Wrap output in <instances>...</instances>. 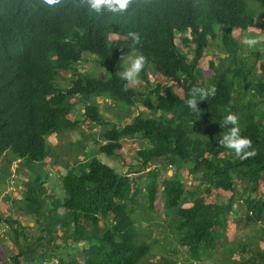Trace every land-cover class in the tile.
Here are the masks:
<instances>
[{"label":"trees","instance_id":"obj_1","mask_svg":"<svg viewBox=\"0 0 264 264\" xmlns=\"http://www.w3.org/2000/svg\"><path fill=\"white\" fill-rule=\"evenodd\" d=\"M250 1L264 9V0ZM255 23L248 0H130L123 13H95L85 0H56L52 5L44 0H0V160L6 162L0 183L8 184L12 164L22 161L29 174L18 210L42 225L40 240L56 239L54 251L88 245L79 251L74 248L75 256L68 258L51 257L32 246L24 252L19 238H29L20 224L0 216V224L13 231L19 248V254L6 264H41V259L50 263L53 258L57 264H138L151 250L148 233L139 238L140 225L147 224L152 232L151 215L157 212L160 192L167 213L162 226L188 249L187 264L213 256L219 239L216 229L225 227L239 192L248 221H263L264 192L260 198L257 195L264 184V63H260L261 80L252 83L251 99L246 98L250 88L244 90L239 81L240 77L247 80L239 60L242 46L233 36L234 29L246 31ZM129 33L138 35L136 43ZM112 35L119 39L112 41ZM211 43L217 44L225 56L220 62L226 65L210 63L215 93L203 100L197 95V109L192 110L185 103L192 90L207 92L198 78ZM132 53L145 57L139 73L144 92L137 93L119 75ZM91 56L102 66L104 79L77 69ZM253 56L261 61L259 54ZM149 71L178 80L183 97L174 89L164 90L161 82L153 85ZM63 74L71 75L68 88L57 83ZM74 97L110 99L119 109L118 121L105 119L97 102L86 105L82 121L71 120ZM138 101L148 111L146 116H133L131 109ZM229 113L238 118L239 135L251 141L247 151L254 154L244 159L219 144V133L223 136L232 127L223 125ZM84 122L100 127L104 142L94 140L97 151L84 150L86 135L73 143L80 147V155H75V166L62 177V197L49 195V177L41 174L49 154L48 138H64ZM195 130H204L208 137L193 138ZM128 138H141L148 145L137 151L138 170L122 175L97 156L120 158L117 153ZM169 165L178 166L176 175L163 178L161 173ZM183 169L200 176L199 186L192 191L179 179ZM237 182L242 183L240 191ZM213 190L230 192L229 203L207 204L200 194L210 195ZM186 201L192 204L189 208L182 207ZM48 248L51 245L44 249ZM242 249L246 251L245 243ZM230 262L264 264V252Z\"/></svg>","mask_w":264,"mask_h":264},{"label":"rangeland","instance_id":"obj_2","mask_svg":"<svg viewBox=\"0 0 264 264\" xmlns=\"http://www.w3.org/2000/svg\"><path fill=\"white\" fill-rule=\"evenodd\" d=\"M248 5L255 11L256 23L254 26L249 27L246 31L234 29L233 36L234 39L242 46L239 54V60L241 59L243 62L242 70L245 72L244 74L247 75V80L245 82L242 77L239 78V81L243 84L244 90H246L247 86H249L250 90L246 98L251 99L250 93H252V83L258 82L262 78L260 63H264V9L259 4L250 0H248ZM110 38L112 41L119 39V37L115 35H112ZM246 38L252 39L254 43L252 45H248L244 42ZM177 44L180 47L182 46L180 41H177ZM216 46L217 44L211 43L209 45L210 48H208L205 52L204 57L200 62V77L198 78V83L205 87L206 90L211 88L210 82L214 75V71L210 66V63L213 62L215 66L223 67L226 65V63L223 65L220 62V58H224L225 56L220 55V50H218ZM254 53L260 55L261 61H257V59L253 56ZM136 54L138 53H132L127 57L125 64L126 68L129 65L130 58ZM77 69L81 74L95 75L102 79L106 77L102 66L95 56H91L83 60L79 65H77ZM150 73L151 71H149V74ZM61 77L63 78L57 81L58 85L61 88H68L70 86L69 78H71V75L63 74ZM149 80L153 85L161 82L164 86V90L174 89L179 96L183 97L184 95L178 80L164 77L159 74H150ZM181 81H183V79H181ZM129 85L131 88L136 90L137 93L140 91L144 92V83L140 79L139 74L137 80L135 82L130 81ZM96 102L99 105L100 111L105 119L111 121L112 123H116L118 121L119 109H116L112 101L108 98L93 99L91 101H86L82 99V97L71 98L70 103L75 108L69 118L71 120L82 121L86 105ZM131 112L132 114L134 113L133 116L143 113L146 116L148 111L145 109L143 103L138 101L131 109ZM129 121L130 119H127L125 122ZM101 131L103 130L100 127L90 126L88 122H84L81 129L74 132H68L67 136L64 138H60L55 135L48 138L49 154L45 160L41 174L49 177V182L46 184L49 195H54L55 197L60 198L62 197V177L66 174L68 168L75 166V155H80V147L74 145L73 143L83 140V136L86 135L89 139L87 142L85 140L83 141L86 144V148L84 150L97 151V145L94 140L102 143L104 142L102 136L100 137ZM192 137L206 139L208 136H204V130H195L192 133ZM217 137L223 139L220 133ZM70 143L72 145H70ZM147 145L148 144L142 141L141 138H128L124 140L123 149L117 153L120 158L117 157L109 160L105 155H98L97 158L102 163L113 168L119 174L123 175L129 172H135L139 168V157L137 155V151L143 147H147ZM232 152L236 153L234 150H232ZM79 160L80 162H84L85 157L80 156ZM5 163L6 162L4 160H0V170L4 167ZM19 169L22 171L19 172ZM176 170H178V166L169 165L167 170L163 171L161 174H164L163 178H170L175 174ZM10 172L11 176L9 177V183L6 185L0 183V216L7 218L8 220H16L20 224V229L22 228L21 230L29 238L27 241L23 240L22 237L19 238L23 251L27 248V246H32V248H36L37 251L42 254L46 251L51 257L59 255L61 258H68L69 255L75 256L74 248L79 251L88 246L86 243L73 244V248L71 247L65 250L64 247H61L59 251H54L56 246L53 247V245L56 239L46 243L41 241L40 237L43 236L41 231L42 225L37 224L35 218L26 216L18 210V206L25 196L26 188L24 183L28 180L29 171L22 161L16 160L12 164ZM199 177L200 176H198V174L189 173L185 169L181 170L179 174V179L184 181V184L189 191L194 190L197 185L199 186ZM241 185L242 183L237 182L236 190L240 191ZM202 190H204V187L201 188V191ZM263 192L264 184L261 183L257 198H260ZM239 195L237 194L236 200L232 203V212L228 213L226 216L225 227L223 229H216L219 239L217 241V246L213 251V256L206 257V259L196 264H229L230 261H242L243 259H248L252 252H264V220L260 222L248 221L247 209L245 208L243 202L239 200ZM200 196H203L207 204L227 205L232 194L230 192L213 190L210 195L201 193ZM142 201L145 202L146 199H142ZM163 201L164 195L160 192L158 200L155 204L157 212H154L151 215L155 220L152 232L150 233V231L147 230V224L141 223L140 225V230L143 233L141 231L139 232V238L141 240V238L145 237L147 232L149 235L147 242L151 246V250L147 257L145 259H141L138 264H187L189 262L188 257L190 254L188 249L180 245L179 238L170 232L168 228H165L166 226H162L167 217V213L165 214L164 211ZM48 202H51V200H46V203ZM191 205L190 201H186L182 207L189 208ZM60 212H63V210ZM0 230L2 234L7 235V242L10 245V242H13L12 238H14L13 231L4 223L0 224ZM243 243L246 244V251L242 249ZM47 244L51 245V248L44 249ZM56 244L57 246H60L61 241L58 240ZM15 247L17 246L15 245ZM0 252V259L2 261H6L7 258L10 260L11 255L9 256V254H13L12 249H8L6 247L0 249ZM25 260H28V257H25ZM40 263L57 264V260L53 258L50 263H45L41 259ZM80 263H82V261H80Z\"/></svg>","mask_w":264,"mask_h":264},{"label":"clouds","instance_id":"obj_3","mask_svg":"<svg viewBox=\"0 0 264 264\" xmlns=\"http://www.w3.org/2000/svg\"><path fill=\"white\" fill-rule=\"evenodd\" d=\"M44 2L48 5H52L56 2V0H44ZM87 7L90 11H94L95 13H101L102 11H110L112 13H123L124 10L129 6L130 0H85ZM132 37L133 43H136L139 39L136 33H129ZM245 43L248 45H252L254 41L252 39H245ZM145 64V57L143 55L136 54L130 58V62L127 68L120 73V78L135 82L137 80L138 74L142 70ZM171 78V77H168ZM215 89L211 88L207 90L194 88L192 90V97L187 99L185 103L192 110L197 109V95L200 100H203L205 96L214 94ZM138 115V114H137ZM237 116L229 113L227 116L223 118L224 124H231L232 127L228 129V131L222 136L223 139H219V144L223 146L233 149L241 159H244L248 156L254 154V151H247L249 148L251 141L247 138L241 137L239 135L240 129L237 125ZM242 153V155H241Z\"/></svg>","mask_w":264,"mask_h":264},{"label":"crops","instance_id":"obj_4","mask_svg":"<svg viewBox=\"0 0 264 264\" xmlns=\"http://www.w3.org/2000/svg\"><path fill=\"white\" fill-rule=\"evenodd\" d=\"M132 139V138H131ZM107 158V157H106ZM107 159H109V160H111V159H113V158H107ZM0 242H2V243H0V249H2L3 247L5 248H8V249H12V252H13V254H9V256L11 255V257H13V256H16L17 254H19V248L18 247H15V243H14V241L13 242H10L11 244L9 245L8 244V242H7V240H8V238H7V235H4V234H2V232H1V230H0ZM9 236V235H8ZM13 240V239H12ZM11 241V240H10ZM20 245H21V242H20ZM14 247V248H13ZM24 252H25V250H24ZM1 253V252H0ZM26 255V254H25ZM0 257H1V255H0ZM8 261H10L9 260V258H7L6 259V261L5 260H1L0 259V264H6V263H9ZM21 262V261H20ZM25 262H28V260H26ZM22 263H24L23 261H22ZM21 263V264H22ZM25 264V263H24Z\"/></svg>","mask_w":264,"mask_h":264}]
</instances>
